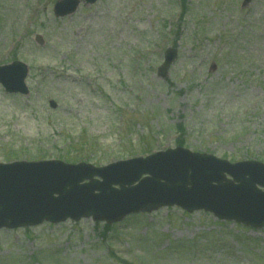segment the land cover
Listing matches in <instances>:
<instances>
[{
  "label": "rangeland",
  "instance_id": "1",
  "mask_svg": "<svg viewBox=\"0 0 264 264\" xmlns=\"http://www.w3.org/2000/svg\"><path fill=\"white\" fill-rule=\"evenodd\" d=\"M0 0V163L104 167L177 148L264 164V0ZM177 51L164 80L157 70ZM180 129V130H179ZM0 264H264V228L164 208L0 230Z\"/></svg>",
  "mask_w": 264,
  "mask_h": 264
},
{
  "label": "water",
  "instance_id": "2",
  "mask_svg": "<svg viewBox=\"0 0 264 264\" xmlns=\"http://www.w3.org/2000/svg\"><path fill=\"white\" fill-rule=\"evenodd\" d=\"M84 1L90 5L97 0ZM248 2L245 0V4ZM78 4V0H62L55 5L54 14L57 17L72 14ZM175 56V51L166 52L159 69L161 78L167 76ZM26 74V67L19 63L2 67L0 83L7 93L26 95ZM224 174L232 181L225 180ZM142 175L148 177L130 187ZM84 181L88 183L80 185ZM256 185L264 188V167L260 164L229 165L182 149L105 168L60 162L0 165V228L88 217L113 224L130 214L173 206L188 213L205 210L220 220L261 228L264 194Z\"/></svg>",
  "mask_w": 264,
  "mask_h": 264
},
{
  "label": "trees",
  "instance_id": "3",
  "mask_svg": "<svg viewBox=\"0 0 264 264\" xmlns=\"http://www.w3.org/2000/svg\"><path fill=\"white\" fill-rule=\"evenodd\" d=\"M178 145H181L180 143H178Z\"/></svg>",
  "mask_w": 264,
  "mask_h": 264
}]
</instances>
